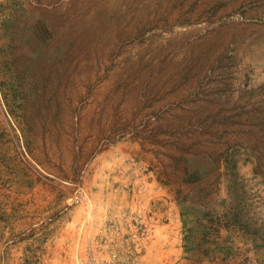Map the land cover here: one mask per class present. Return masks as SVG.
<instances>
[{"label":"rangeland","instance_id":"374dc122","mask_svg":"<svg viewBox=\"0 0 264 264\" xmlns=\"http://www.w3.org/2000/svg\"><path fill=\"white\" fill-rule=\"evenodd\" d=\"M0 264H264V0H0Z\"/></svg>","mask_w":264,"mask_h":264}]
</instances>
